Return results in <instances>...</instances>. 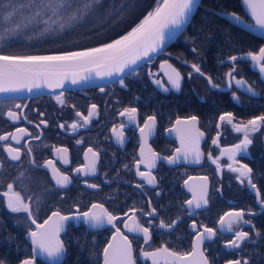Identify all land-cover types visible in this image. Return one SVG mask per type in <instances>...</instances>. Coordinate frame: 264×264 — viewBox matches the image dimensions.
I'll return each instance as SVG.
<instances>
[{"label": "flooded vegetation", "instance_id": "af4514ba", "mask_svg": "<svg viewBox=\"0 0 264 264\" xmlns=\"http://www.w3.org/2000/svg\"><path fill=\"white\" fill-rule=\"evenodd\" d=\"M241 1L240 13L223 14H235L246 24L255 25ZM248 34L256 45L235 54L221 53L219 49L213 52V49L207 50L205 45L196 43L190 37L180 36L173 43L175 46L172 44L151 62L124 78L123 85L118 81L104 87L0 99V135L16 133L17 128H23L28 133H16L22 135L19 144L11 138L0 141V164L3 165L0 168V193L6 192L7 185L12 183L24 202L30 204L33 218L41 224L54 211L76 216L77 209L83 213L89 211L92 204L103 205L108 212L119 217L115 224L131 241L136 264H152L151 259L144 258L142 250L155 251L167 247L179 254L190 252L192 242L197 232H203V226L216 230L215 237L202 245L209 264H228L235 260H240L242 264L244 260L248 264H264V206L261 205L264 200V124L252 134L253 143L249 146L248 154L237 155L239 163L233 165L239 167L240 164H247L252 168L251 179L261 193L259 198L256 189L250 188L247 180L241 184L237 179L239 174L229 170L228 165L232 162L228 154H221L222 149L232 148L243 138V133L235 132L232 125L220 121L221 115L232 113L235 124L264 115V81L259 73L252 70L253 61L238 59L233 62L230 59L232 56L247 55L248 52L258 53L264 47V33ZM4 39L2 41L14 42L0 44V54L14 55L17 51L10 53L8 49L15 50L19 48L18 44H24L16 35H7ZM163 63L168 73L163 70ZM193 64L204 75L196 72ZM172 69L180 73L179 89L169 81V76L173 75ZM229 72L236 80H244L256 94L240 89L235 80L231 81L229 87V77L226 75ZM206 77H210L217 87H212ZM57 96H61L63 105L57 102ZM16 104L21 107L16 108ZM93 105L96 106L94 115L85 124L76 113L87 116ZM127 108L137 110L135 121L120 115ZM9 110L19 116L16 122L8 119ZM193 116L197 118L194 128L190 123H176L177 120L190 121ZM149 117L155 118V125L144 140L140 129ZM42 121H46L47 126ZM73 123L77 124L75 129L71 127ZM113 128L117 133L122 131V143L113 133ZM199 133H203V136H199ZM182 138L186 144L198 139L199 163L194 162L193 155L185 160L182 152L177 151L181 149ZM214 139L217 140L216 144L212 142ZM6 145L20 149L19 161L8 159L4 151ZM142 145L145 156L149 155V149L157 154L155 167L150 170L144 163H139V171H150V175L155 177L154 184H148L137 173ZM64 148L68 150L66 154L56 151ZM89 148L97 154L96 157L88 152ZM209 154L212 159H218L219 171L209 159ZM173 157L177 158L176 162L168 163ZM65 159L67 162H64ZM93 159L96 160L95 175L84 176L76 171ZM49 160L62 175L69 177L70 183L66 187L56 185L51 166L43 167ZM202 177H207V206L189 209L187 201L193 199V193L197 196L201 194V186L205 184L200 179ZM186 181L189 182L187 188ZM88 184L97 187L89 188ZM189 187L193 190L190 191ZM0 207L14 226L5 236L18 239H3L4 250L32 251L28 232L35 230L36 226L26 213L9 211L2 195ZM133 210L139 224L147 227L151 233V240L147 244L143 234L129 232L125 226L131 225ZM240 210L244 211V219L251 223H241L238 230L248 232L249 237L239 248H226L225 244L234 239L237 226H234L233 232L220 231V217L226 212ZM161 222L172 227L161 228ZM193 224L196 231L192 229ZM86 229L91 232L108 229V242L116 231L111 225L90 229L82 219L67 221L64 232L60 234L66 256L58 264L66 259L70 240L73 241L75 235L79 243L83 242L82 233ZM159 264H165V258H160Z\"/></svg>", "mask_w": 264, "mask_h": 264}, {"label": "snow or ice", "instance_id": "6c2138e0", "mask_svg": "<svg viewBox=\"0 0 264 264\" xmlns=\"http://www.w3.org/2000/svg\"><path fill=\"white\" fill-rule=\"evenodd\" d=\"M100 0H27V2H18V0H5L0 3V12H2L5 25L8 22L15 23V27L8 28L5 26L4 31L6 33L11 32L16 34L23 28H27L31 25L39 26L43 24L45 27L41 30V33L48 32H63L68 28L73 27L80 20L84 19L91 12H93ZM246 5L252 19L255 21V27L264 32V0H243ZM197 7V0H157L155 8L148 12L143 20L137 24L127 34L121 36L118 39L113 40L110 43H106L100 47H93L81 51H69L60 54L52 55H4L0 54V93H15L23 90L29 92L33 88H40L47 86L49 88H62L65 80L71 77V83L77 84L82 80H87V76L81 75V71L92 73L95 72L97 76H112L113 74H123L125 69H133V66L146 59L151 53L156 52L164 43L166 37V30L181 29L188 21L189 16L193 13ZM27 13L26 15L24 13ZM19 18V19H18ZM233 19L240 21V17L233 14ZM3 39V37H0ZM195 51V49H193ZM247 56L253 61L255 66L259 67V70L264 74V47L259 49L258 53L248 52ZM233 62L240 59V57L232 56L230 58ZM168 67L171 68V65ZM193 69L204 75L200 68L193 64ZM233 72L235 67L233 66ZM173 75L169 76V81L173 87L179 89L181 76L175 69H172ZM229 77V87L231 81L235 80L237 87H243L245 81L236 80L232 75V72L226 74ZM208 83L212 87H217L210 77H206ZM123 85V80L120 81ZM157 83H159L157 81ZM103 90V89H101ZM247 91L255 95L254 89L249 86ZM62 95V94H61ZM235 99V95H234ZM56 100L61 105L64 104L61 96H57ZM16 108H20L21 105L16 104ZM96 106H92V110L89 111L87 116H82L77 112V116H81L84 123L87 124L91 117L94 115ZM136 109L127 108L120 113L121 116H127L129 121H135ZM40 115H43L41 113ZM9 120L16 122L19 116L16 112L9 110L7 112ZM196 117L190 118V121L177 120V124H191L195 127ZM220 121L226 122L232 125L233 130L237 133H243V138L239 143L235 144L230 149H222L221 154H228V159L232 162L228 165L230 171L238 173L237 179L241 184L247 180L248 185L252 189H256V195L259 198L261 193L257 189L256 185L252 182L251 174L252 168L247 164H240L239 167H234V164H238L236 160L237 155L248 154L249 146L252 145V134L260 130L262 124H264V115L249 119L246 123L240 124L233 123L234 117L232 113H225L220 116ZM151 121V123H149ZM47 126L46 121H42ZM155 125V118L149 117L145 121L144 127L140 129L142 139L146 140L147 136L153 131ZM61 128L64 125H60ZM73 129L77 127V124L71 125ZM122 127V126H121ZM219 127V125H217ZM198 131V130H197ZM16 133L28 135L25 129L17 128ZM16 133H8L6 135H0V141H8L11 138L16 144H19L22 139V135ZM113 133L117 135L118 140L122 143L123 133L122 131L117 133V130L113 128ZM199 136H203V133H199ZM213 144L217 143L214 139ZM198 139L195 142L185 143V140L181 139V149L178 152H182L185 160L190 155H193L194 162H200V152L198 147ZM4 151L8 154V159L11 161H19L21 159L20 149L6 145ZM29 154L31 149L29 148ZM58 153H67V149H56ZM88 152L92 153L93 157L97 154L93 152L91 148ZM85 159H88L87 153ZM157 154L151 152L149 149V155L145 156L144 146H141V160L137 165V173L144 178L148 184H154L155 177L148 173L139 171V163H144L145 167L149 170L155 167ZM175 157L168 160V163L172 164L176 162ZM209 159L212 163L217 165V170L220 169L218 159H212L209 154ZM64 162H67L66 159ZM34 164L35 162L32 161ZM51 166L52 179L59 187H66L70 183V179L66 175H62L53 165L51 160L47 161L43 167L49 168ZM3 165L0 164V168ZM78 173L84 176L95 175L96 173V160L93 159L89 163L85 164L82 168H77ZM23 175V174H21ZM205 181V184L201 186V194L197 196L193 193V199L188 200L187 204L189 208L199 209L202 206H207V177L200 178ZM187 183V181H186ZM89 188H96L95 184H88ZM189 190L193 189L189 187ZM7 203L9 211L13 213H26L27 218L34 224L35 230H29L28 236L32 245V257L26 258L21 261V264H35V258L37 255L45 256L49 261L58 262L61 260L64 252V243L60 240V233L65 230V221L72 219V216L61 215L59 211H54L42 224L37 223L33 218V212L30 204L24 202V198L20 192L14 190V185L9 183L7 185V191L0 193ZM30 199V198H29ZM261 205L264 206V200L261 201ZM75 219L83 218L84 222L89 224L93 228L103 227L105 224L111 225L116 229L115 234L112 237V242L108 243L107 247L103 249V264H136V260L133 257L132 243L128 237L121 233L120 229L116 226L115 221L119 217L114 216L101 204H92L89 211L79 213ZM153 213H149L152 215ZM244 211H230L226 212L220 217V231L233 232L234 226H237L235 230L234 239L225 244L226 248H239L241 243L248 239L249 233L246 231L238 230V226L251 223L244 219ZM53 217L56 219L53 220ZM131 225L126 224L129 232H137L143 234L144 242L147 244L151 240V233L147 227H143L139 224L134 216L131 217ZM161 228L172 227V225H165L163 222L160 224ZM193 231H196V225H192ZM207 234V235H205ZM216 235V230L203 226V232H197L195 239L192 242V250L188 253L179 254L170 250L167 247H161L155 251H143L142 255L145 259H151L152 264H159L160 258H165V264H209L208 258L202 251V245L206 240H212ZM0 264H5L4 261H0ZM228 264H242L240 260L229 261ZM243 264H248L247 260L243 261Z\"/></svg>", "mask_w": 264, "mask_h": 264}, {"label": "trees", "instance_id": "16d2710c", "mask_svg": "<svg viewBox=\"0 0 264 264\" xmlns=\"http://www.w3.org/2000/svg\"><path fill=\"white\" fill-rule=\"evenodd\" d=\"M3 2L5 0H0V3ZM24 2H27V0H24ZM156 4L157 0H100L93 12L75 24L76 30H81L76 37L72 38L70 36L69 38L60 39L66 41H53L58 38L54 31L48 35L45 42L46 44H56L58 46L53 45L45 48L47 45H37L35 49L28 51L27 54L21 51L13 54L21 56L52 55L100 47L131 31L143 20L148 12L155 8ZM240 10V0H202L200 7L181 37H190L196 43L205 45L207 50L219 49L221 53L235 54L243 51V49L253 47L256 42L252 39V36L221 18V14L224 12L240 13ZM134 16L136 17L135 19L133 18ZM131 20L134 22L132 21V23ZM135 22L136 24H134ZM35 26L32 25L34 28ZM37 27L45 26L40 24ZM33 30L35 31V29ZM34 31L28 27L21 34L15 35L21 43L27 45L31 41H42L41 35L45 33L39 34L38 32L35 34ZM180 40L181 38L178 41ZM213 52L216 51L214 50ZM13 229L12 222L0 211V261H4L5 264H21L24 259L32 257V251L10 252L4 250L3 239L18 240L11 236H5ZM5 231H7V234ZM82 236V243L78 242L76 235L73 241L72 239L70 240L67 257L60 264H101L103 249L110 237V231L101 229L91 232L86 229ZM19 240L21 241V239ZM35 264L50 263L36 257Z\"/></svg>", "mask_w": 264, "mask_h": 264}, {"label": "water", "instance_id": "95a60500", "mask_svg": "<svg viewBox=\"0 0 264 264\" xmlns=\"http://www.w3.org/2000/svg\"><path fill=\"white\" fill-rule=\"evenodd\" d=\"M241 3H242V7L245 10V12L251 17L246 5H244V3H243V0L241 1ZM200 5H201V0H197V7L194 9L193 13L189 16L188 21L185 23V25L181 29L166 30V37H165V41L162 44V46L156 52L151 53L148 58L140 60L137 63V65L133 66V69H125V72L122 75L121 74H113L112 76L100 77V76H97L95 74V72L88 73V72L81 71L80 74L83 75V76H87L88 79L87 80H82V81H80L77 84H72L71 83V77H69L67 80H65L64 86L62 88L52 89V88H49L47 86H42L40 88H33L31 92H29V91H27L25 89L23 91L15 92V93H0V99H19V98L37 97V96L49 95V94H54V93H58V92H65V91H71V90H83V89H89V88H93V87H104V86L116 83L118 81H121L124 78H126L128 75H130L132 72L138 70L139 68H141L145 64L151 62L153 59H155L157 56H159L161 53H163L168 47H170L174 42H176L177 39L187 29L188 25L190 24L193 16L195 15V13L198 10V8L200 7ZM222 17L225 20H227L228 22H230L231 24H233L234 26L239 27L242 30H244V31H246L248 33H251L253 35H259L260 33H264V32H262V30H260L259 28L255 27V25L246 24L242 18H240V21H237V20L233 19V14H223ZM240 59L251 60L247 55L240 56ZM164 64L165 63H163V65H162L163 66V70H165L168 73V68L164 67ZM252 70H254L255 72L259 73L260 77H261V80L264 81V74H262L260 72L259 67L255 66L254 63H252ZM248 87H249V85L247 83H245V85L243 87H240V89L244 90L245 92H247L249 94H252V93L247 91ZM188 184H189V182H187L185 184L186 188L188 187ZM187 207L189 208L188 204H187ZM72 217L73 218L69 219V220L75 219L74 218L75 216H72ZM81 219L83 220V218H81ZM66 222L67 221H65L64 223L66 224ZM85 225L88 228L94 230V228L91 227L89 224L85 223ZM105 225H109V224H105ZM62 232H64V231H62ZM113 235L111 236V238H110L108 243L112 242ZM29 241L31 242L30 239H29ZM108 243H107V245H108ZM107 245H106V247H107ZM65 256L66 255H65V252H64L62 258H65ZM133 257H134V252H133ZM102 264H103V256H102Z\"/></svg>", "mask_w": 264, "mask_h": 264}, {"label": "rangeland", "instance_id": "374dc122", "mask_svg": "<svg viewBox=\"0 0 264 264\" xmlns=\"http://www.w3.org/2000/svg\"><path fill=\"white\" fill-rule=\"evenodd\" d=\"M18 2H24V0H22V1H18ZM26 3V2H25ZM25 15L27 14L26 12L24 13ZM3 13L2 12H0V37H3V39H0V44H5V43H11V42H14V41H2V40H5L4 38L7 36V35H15V34H12L11 32H8V33H6L5 31H4V28H5V26H7L8 28H13V27H15V23H13V22H8V24L7 25H5V23H4V20H3ZM132 15V14H131ZM130 15V16H131ZM129 16V17H130ZM134 19L136 18L135 16L133 17ZM133 20H131V22H132ZM82 22H84V21H82ZM134 22V21H133ZM132 22V23H133ZM131 23V24H132ZM134 24H136V22L134 23ZM133 24V25H134ZM30 27V29L32 30V31H34L33 29H35V34L36 33H38L39 32V34H42L41 33V30L44 28V27H41V28H39V27H37V26H35V28L34 27H32V25L31 26H29ZM28 29V27L27 28H23L21 31H19L18 33H16V34H21L22 32H24L25 30H27ZM81 30H76V28H75V25L73 26V27H71V28H68V29H66L65 31H63V32H56V34L58 35V38L57 39H55V40H53V41H66V40H60L61 38L63 39V38H69L70 36H72V38L73 37H76L77 36V33L78 32H80ZM54 32V31H53ZM53 32H48V33H45L44 35H41V39H42V41H40V40H38V41H31L30 43H29V45H27V44H18L19 45V48H17V49H15V50H11V49H8V52H14V51H21V52H25V54H27V52L28 51H32L33 49H35V47L37 46V45H43V46H45V45H47V46H45V48L46 47H48V46H58V45H56V44H46V40H47V38H48V35L49 34H52ZM21 49H23V50H21ZM15 53V52H14ZM37 257H39V258H42L43 260H45V261H47V262H49V263H51V264H54L55 262H53V261H49L45 256H41V255H37Z\"/></svg>", "mask_w": 264, "mask_h": 264}, {"label": "bare ground", "instance_id": "6f19581e", "mask_svg": "<svg viewBox=\"0 0 264 264\" xmlns=\"http://www.w3.org/2000/svg\"><path fill=\"white\" fill-rule=\"evenodd\" d=\"M201 2H202V0H201ZM196 12H197V11H196ZM222 15H223V13L221 14V18L224 19V18L222 17ZM193 17H194V16H193ZM225 21H226V20H225Z\"/></svg>", "mask_w": 264, "mask_h": 264}]
</instances>
